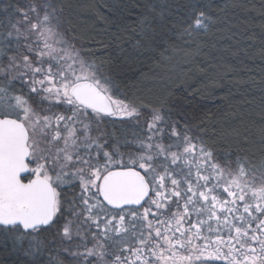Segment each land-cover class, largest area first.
I'll list each match as a JSON object with an SVG mask.
<instances>
[{
    "label": "snow or ice",
    "instance_id": "obj_1",
    "mask_svg": "<svg viewBox=\"0 0 264 264\" xmlns=\"http://www.w3.org/2000/svg\"><path fill=\"white\" fill-rule=\"evenodd\" d=\"M136 7L112 33L126 44L130 29L129 59L228 78L249 109L258 84L259 119L222 133L208 118L180 125L160 97L140 125L147 106L119 98L110 65L67 37L59 0L0 7V252L14 264H264V0L256 27L248 0ZM113 117L141 128L133 147L108 143ZM218 134L237 142L235 160L219 162L206 141Z\"/></svg>",
    "mask_w": 264,
    "mask_h": 264
},
{
    "label": "trees",
    "instance_id": "obj_2",
    "mask_svg": "<svg viewBox=\"0 0 264 264\" xmlns=\"http://www.w3.org/2000/svg\"><path fill=\"white\" fill-rule=\"evenodd\" d=\"M142 2L143 0H59L63 8L64 29L75 40L78 48L97 52L100 58L110 65L112 74L121 85L119 98L134 99L147 106L142 109L144 117L141 118L140 125H143L148 110L158 106L156 100L160 97L166 99L165 109L171 115V119L178 121L180 125L187 121L195 126L201 119L208 118L214 129L222 133L234 127H243L241 117H244L246 122L249 118L258 120L260 97L258 84L251 89L255 93V98L253 107L249 109L242 106L239 92L228 78L209 80L198 67H194L192 71L174 67L170 75H165V71L155 63L149 61L134 63L128 58V55L132 53L131 43L134 39L130 29L123 33L127 40L126 44L123 41H113L112 33L116 32L115 24L120 19L128 17L129 14L133 17L138 14L139 9L136 5ZM214 2L221 3L222 0H214ZM248 2L250 5H255L256 9L244 15L248 16L249 27H256L260 23V0H248ZM8 3H17V0H0V5L6 6ZM221 15L223 16V13ZM241 15V12H236L238 22ZM253 19L256 21L255 25L252 24ZM126 23L133 24V20L126 19ZM121 27L123 28V25ZM101 40L108 45V48L97 43ZM122 44L127 52L118 50ZM253 55L256 58V80L259 81L261 66L258 41ZM110 56L111 59H109ZM110 125L109 122L102 125L109 144L119 142L122 151L125 147H133L125 146L124 142L126 139L131 141L133 133L141 132V128L134 121L124 122L121 118H116L114 127ZM250 135H254L255 141L251 148V152L254 153L253 159L258 160L261 153L259 135L256 134L255 128H251ZM206 141L214 154L222 161L236 159L239 149L235 140L218 134L211 139L206 137ZM16 259L17 256L14 254L0 252V264H14ZM44 259L47 260V256Z\"/></svg>",
    "mask_w": 264,
    "mask_h": 264
},
{
    "label": "flooded vegetation",
    "instance_id": "obj_3",
    "mask_svg": "<svg viewBox=\"0 0 264 264\" xmlns=\"http://www.w3.org/2000/svg\"><path fill=\"white\" fill-rule=\"evenodd\" d=\"M4 5H0V7H3ZM3 16H4V14H1L0 13V19H2L3 18ZM64 24H65V22H64ZM117 117H113V118H110L109 120H107L106 122H109V124H111L110 126L113 128L114 127V120L116 119ZM95 134V133H94ZM219 159V158H218ZM219 160H221V159H219ZM222 161V160H221ZM220 162V161H219ZM225 162V161H224ZM221 163V162H220ZM212 263H214V262H210V264H212Z\"/></svg>",
    "mask_w": 264,
    "mask_h": 264
},
{
    "label": "rangeland",
    "instance_id": "obj_4",
    "mask_svg": "<svg viewBox=\"0 0 264 264\" xmlns=\"http://www.w3.org/2000/svg\"><path fill=\"white\" fill-rule=\"evenodd\" d=\"M18 18H19V17H18ZM63 30H64L65 34L67 35V37H68L69 39H72V38L68 35V33L66 32V30L64 29V24H63ZM76 47H78V46L76 45ZM117 118H120V117H117ZM165 142L167 143V140H165ZM219 161L221 162V164L224 163V161H221V160H219ZM212 264H220V262H214V263H212Z\"/></svg>",
    "mask_w": 264,
    "mask_h": 264
}]
</instances>
